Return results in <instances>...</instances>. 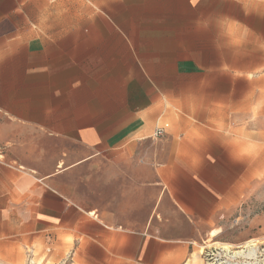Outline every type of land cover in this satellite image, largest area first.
<instances>
[{
    "label": "crops",
    "instance_id": "crops-1",
    "mask_svg": "<svg viewBox=\"0 0 264 264\" xmlns=\"http://www.w3.org/2000/svg\"><path fill=\"white\" fill-rule=\"evenodd\" d=\"M226 1L246 3L237 67L203 0H0V264H204L260 166L235 146L264 143V0Z\"/></svg>",
    "mask_w": 264,
    "mask_h": 264
},
{
    "label": "rangeland",
    "instance_id": "rangeland-1",
    "mask_svg": "<svg viewBox=\"0 0 264 264\" xmlns=\"http://www.w3.org/2000/svg\"><path fill=\"white\" fill-rule=\"evenodd\" d=\"M18 1L25 2V0ZM26 1L29 4L26 9L30 11L33 18L36 13L37 2L39 3L40 0ZM49 1L51 3H58L59 8L52 11L49 6V9L46 10V15L44 14L43 17H50L52 12H57L58 18H66V0ZM77 1L88 2L89 0ZM87 5L89 6V4ZM201 5L203 8L197 10V15L200 14L203 17V24L198 27L202 40L206 41L210 37H213L214 42V38L217 37L220 66L225 63L236 67L241 65L242 59L246 57V3H233L226 0H220L215 3L214 1L203 0ZM108 6H113V3H108ZM216 6L217 8H215ZM92 12L98 13V11ZM106 13L108 16H113V10H107ZM187 28L190 30L192 27ZM251 28L255 29L256 26H251ZM123 29L127 32L131 31L130 26L123 27ZM252 149L253 151L249 157L252 161L259 158L260 166L250 171V178L248 177V180H246V190L240 204L233 211L225 213L224 217L217 219L216 225L207 231L210 233L213 230H217L216 228H220L219 230L222 231V234L210 241L208 237L209 233H204L202 240H199V243H197L199 250L207 244L204 247L220 246L228 248L231 251H239L246 246L245 244L249 240L259 241L258 236L264 230V143L259 147V151H255L257 150L255 147ZM257 152L259 154H256ZM22 252V260L19 264H25V259H31L33 264L41 263L35 251L29 250L30 254H26V258L24 257V251ZM63 262L61 264H66L68 258Z\"/></svg>",
    "mask_w": 264,
    "mask_h": 264
},
{
    "label": "built area",
    "instance_id": "built-area-1",
    "mask_svg": "<svg viewBox=\"0 0 264 264\" xmlns=\"http://www.w3.org/2000/svg\"><path fill=\"white\" fill-rule=\"evenodd\" d=\"M161 135L162 131L159 129L154 132V137ZM199 252L204 264H264V242H255L254 245L245 246L239 251H231L220 246H206ZM27 264H33L31 259L27 261Z\"/></svg>",
    "mask_w": 264,
    "mask_h": 264
},
{
    "label": "clouds",
    "instance_id": "clouds-1",
    "mask_svg": "<svg viewBox=\"0 0 264 264\" xmlns=\"http://www.w3.org/2000/svg\"><path fill=\"white\" fill-rule=\"evenodd\" d=\"M235 150L238 158L249 157L253 151L250 145H236Z\"/></svg>",
    "mask_w": 264,
    "mask_h": 264
},
{
    "label": "bare ground",
    "instance_id": "bare-ground-1",
    "mask_svg": "<svg viewBox=\"0 0 264 264\" xmlns=\"http://www.w3.org/2000/svg\"><path fill=\"white\" fill-rule=\"evenodd\" d=\"M222 234V231L221 230H213V231H211L209 234H208V237H209V240L211 241V240H213L214 238H216V237H218V236H220ZM205 242V241H204ZM205 244V243H204ZM255 244V241L254 240H252V241H249L248 243H246L245 245H246V247H248V245H254ZM205 245H207V244H205ZM204 245V246H205ZM213 245V244H212ZM203 246V247H204ZM228 246V245H227ZM201 248V247H200Z\"/></svg>",
    "mask_w": 264,
    "mask_h": 264
},
{
    "label": "snow or ice",
    "instance_id": "snow-or-ice-1",
    "mask_svg": "<svg viewBox=\"0 0 264 264\" xmlns=\"http://www.w3.org/2000/svg\"><path fill=\"white\" fill-rule=\"evenodd\" d=\"M219 191H223L222 189H220Z\"/></svg>",
    "mask_w": 264,
    "mask_h": 264
}]
</instances>
